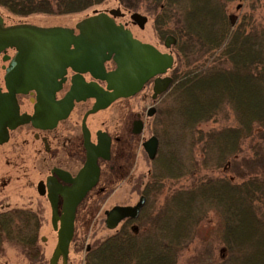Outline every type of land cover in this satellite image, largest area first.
<instances>
[{
    "label": "trees",
    "instance_id": "trees-1",
    "mask_svg": "<svg viewBox=\"0 0 264 264\" xmlns=\"http://www.w3.org/2000/svg\"><path fill=\"white\" fill-rule=\"evenodd\" d=\"M104 1L0 0V7L19 16L59 15ZM118 1L125 10L151 15L155 28L176 38L178 64L168 92L171 134L155 161L158 172L167 176L148 177L139 216L124 220L113 234L93 243L84 264H178L212 210L221 220L224 253L208 264H264V157L250 160L257 172L198 176L235 163L244 140L258 135L264 139V25L245 15L238 23L230 22L226 5L242 0ZM247 1L250 9L260 2ZM223 106L231 109L234 126L200 128L215 120ZM185 179L191 180L189 186L167 191L161 203L154 204L166 181ZM39 228L36 212H0V251L5 243L30 262L42 261Z\"/></svg>",
    "mask_w": 264,
    "mask_h": 264
},
{
    "label": "water",
    "instance_id": "water-1",
    "mask_svg": "<svg viewBox=\"0 0 264 264\" xmlns=\"http://www.w3.org/2000/svg\"><path fill=\"white\" fill-rule=\"evenodd\" d=\"M123 15L120 8L95 11L75 24L77 34H74L73 28L61 26L40 27L32 24L4 26L0 15V52L8 46L16 49V54L10 61V71L8 72V68L5 75L9 93L0 91V143L7 139V127L13 129L30 119L18 114L14 94L25 93L29 89L45 94L55 83V79L64 74L67 67L80 74L89 72L93 77L105 81L106 89H96L92 86L81 92L73 84L64 99L65 114L59 118L64 117L71 109L73 100L95 97L96 101L88 112L92 113L107 107L119 97L137 93L142 85L154 76L156 77L153 83V96L156 97L166 91L172 79L157 75L172 67L173 56L170 53H161L151 44L134 38L123 24H115L114 18ZM129 18L139 28H143L147 22V17L136 11L131 12ZM175 42V37L168 35L164 40V46L169 48ZM110 59L114 61L116 67L107 72L103 63ZM52 92L50 90L49 94ZM45 98L47 101L48 95L45 94ZM35 114L36 117H42L44 110L38 108ZM152 140L150 141L152 146L146 147L151 159L156 152V143ZM88 173L91 176H86ZM63 179L69 182L70 186L51 189L50 176L46 181L49 187L46 196L51 209L50 224L56 232V244L47 264H58L59 261L61 264H67L69 245L74 234L76 207L98 180L95 156L89 155L84 168L77 176ZM40 184L39 182L37 185L38 192L43 194ZM58 195L62 197L60 212L57 207ZM144 201L145 198L140 196L134 205H117L106 211L105 226L115 229L124 219L137 218ZM45 239L41 238L42 241Z\"/></svg>",
    "mask_w": 264,
    "mask_h": 264
},
{
    "label": "rangeland",
    "instance_id": "rangeland-1",
    "mask_svg": "<svg viewBox=\"0 0 264 264\" xmlns=\"http://www.w3.org/2000/svg\"><path fill=\"white\" fill-rule=\"evenodd\" d=\"M249 6L251 5L247 0L234 1L226 5L225 12L228 17H233V23H238L241 17L245 15L246 19L252 20L256 25H264V7L262 1L254 2V8L250 9ZM114 8H120V11L124 13L122 17L117 18V22L127 23V28L133 32L134 36L142 41L152 43L161 51H166L162 45V40L167 34H162L160 29L155 28L152 16L146 14L141 9L136 11L147 17V22L143 29H141L131 23L129 18L131 12L125 10L118 0H105L102 4L90 7L79 13L59 15L32 13L26 16H19L9 13L0 7V15L4 20V24L24 22L40 26L74 27L76 22L91 15L95 11ZM170 52L174 56V62L169 74L172 73L178 64L176 52L173 47L170 48ZM1 73L0 71V82L2 79ZM145 93L144 90L131 99L120 101L123 121L130 115L129 109L137 108L140 103L139 100L144 98ZM149 93L148 91L146 95L148 96ZM148 103H150V100L146 99L144 104L146 105ZM170 105V98L165 95L158 102L157 107L158 109H164L165 107L169 108ZM110 109H113V106ZM107 115V112H105L104 118H107ZM234 125L235 120L231 109L228 106H223L215 120L201 124L200 128L205 130L209 128L221 129L225 126ZM30 140V143H27L22 149H10L7 144L0 146V200L3 201V205L0 208L26 209L38 214L40 218L38 244L43 260L36 263L30 262L18 248L4 243L2 251H0V264H47L56 244V232L50 224L49 204L45 196H40L36 192V183L38 180L43 179L44 176H42V173L36 171L40 155L36 153L34 149L35 145ZM198 157V149H194V158L197 159ZM260 157L261 161H263L264 139H261L258 135L257 137L243 141L242 151L235 163H228L227 167L216 171L201 172L198 176H237L243 172L246 174L249 172H257L256 169L250 168V160H255ZM130 162L135 165L134 170L132 174L130 172V176H117V190H114L108 197L91 194L79 206L75 216L74 234L69 245L67 264H84L87 247H91L96 241H100L113 234L122 225L124 221L120 222L115 229L107 228L104 224L105 209H109L114 204L134 205L138 200L141 190L146 184V169L148 163L144 160L142 154L138 152L132 154ZM235 180L238 181L237 178ZM190 181L189 179L178 182L166 181L162 196L157 197L154 204L159 205L164 196L168 194L167 191L171 192L179 187H187ZM3 206L5 207L3 208ZM133 224L138 225L137 222ZM42 237L46 238L45 241L41 240ZM223 253L221 220L217 213L212 210L208 212L206 217L198 225L192 243L183 252L178 264L214 263L219 261ZM58 264H61L60 261Z\"/></svg>",
    "mask_w": 264,
    "mask_h": 264
},
{
    "label": "flooded vegetation",
    "instance_id": "flooded-vegetation-1",
    "mask_svg": "<svg viewBox=\"0 0 264 264\" xmlns=\"http://www.w3.org/2000/svg\"><path fill=\"white\" fill-rule=\"evenodd\" d=\"M117 18V16L114 18L115 24H123L124 27L127 28V23L117 22ZM229 19L230 22L233 23V17L229 16ZM16 24L31 23L22 22L4 24L3 20L4 26ZM66 28L74 29V27ZM73 32L74 34H77L78 30L74 29ZM130 32L132 33V36L139 41L149 43L134 36L131 30ZM168 35L170 34H167L162 40V45L166 51H161L152 43L149 44L154 46L161 53H170L173 56L170 52V48L173 47L174 44L169 48L164 46V40ZM15 54V47L10 46L5 47V49L0 52V71L2 72L0 91L2 93H9L5 75L8 68V72L10 71V61L14 58ZM103 66L105 71L108 72L114 70L116 64L112 59H110L105 61ZM171 68L167 69L164 73L157 75L161 78L170 77L172 82L165 92L157 95L156 97L153 96V83L154 78L156 77L154 76L147 80L137 93L128 97H119L112 101L107 107L98 109L92 113L88 112L91 110L96 101L95 97H87L79 101L73 100L71 109L64 117L59 118V116L65 114L66 104L64 99L68 96L73 84L75 85V88L81 92L92 88V86L96 89H106L105 81L93 77L89 72L80 74L74 72L70 67H67L65 68L64 74L56 78L55 83L45 92V94L48 95L47 101L45 94L42 92L39 93L35 89H29L25 93L17 92L14 94L18 114L30 117V119L25 123L18 124L13 129L7 127V139L0 143V146L7 144L10 149H22L23 146L30 143L29 139H31L30 141H32L36 147H34L36 153L40 155L36 171L42 173V176H44L43 179L38 180L36 183V192L40 196H45L46 200V194L49 188L46 182L47 177L50 176L51 189L64 186L68 187L70 186V183L65 181L63 177L77 176L84 168L89 155L95 156V162L98 168V180L79 202L76 207V212L79 206L89 195L96 194L108 197L114 190H117V176H130V172L132 174L134 170L135 165H133L130 160L132 158V154L135 152L141 153L144 160L148 163L146 169V182L149 176H167L158 172V165L155 164V161L161 154V150L164 149L167 139L170 137V116L167 107L164 109H158L157 104L165 95L168 96L170 87L173 84L172 73L169 74ZM50 90L51 92L53 91L51 94H49ZM144 90L146 93L149 91V95L147 96L145 93L144 98L139 100L140 103L137 108L129 109L130 115H128L127 119L123 121L120 101L131 99ZM146 99L150 100V103L145 105L144 101ZM112 106L113 109H110ZM38 108L44 110L42 117H36L35 112ZM105 112L108 114L107 118H104ZM139 137L140 139H138ZM151 140L156 143V152L153 159L149 158L146 151V147L150 148L152 146V143L150 142ZM86 176L91 175L88 173ZM39 182L41 183L40 190L44 192L43 194H39L38 192L37 185ZM143 189L141 190L139 197L143 196L145 198V204L146 196ZM57 197V207L60 212L62 197L60 195ZM1 201L2 200H0V206L3 205V201ZM114 206H117V204L112 205L109 209H105L104 215L106 211L110 210ZM4 207L5 206H3V208ZM9 209L10 208H0V212H5Z\"/></svg>",
    "mask_w": 264,
    "mask_h": 264
}]
</instances>
